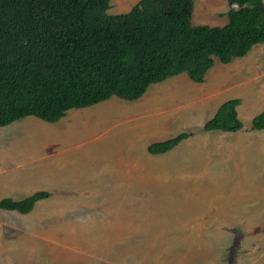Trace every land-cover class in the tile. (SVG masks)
<instances>
[{
	"label": "rangeland",
	"instance_id": "374dc122",
	"mask_svg": "<svg viewBox=\"0 0 264 264\" xmlns=\"http://www.w3.org/2000/svg\"><path fill=\"white\" fill-rule=\"evenodd\" d=\"M138 1L110 0L109 12ZM193 2L194 24H224L236 5ZM216 64L204 82L181 72L150 84L139 101L113 95L73 108L59 119L68 125L33 115L0 125V198L48 192L29 212L0 208V264H264V131H251L252 117L264 109V43ZM233 97L242 126L205 129ZM142 100L151 107L117 117L127 109L112 102L138 107ZM161 120L166 124L157 125ZM163 126L170 135L189 132L190 140L121 166L133 161L126 155L132 146L146 153L165 137ZM87 148L93 151L78 167L89 164L88 175L64 160L67 153L87 157Z\"/></svg>",
	"mask_w": 264,
	"mask_h": 264
},
{
	"label": "trees",
	"instance_id": "16d2710c",
	"mask_svg": "<svg viewBox=\"0 0 264 264\" xmlns=\"http://www.w3.org/2000/svg\"><path fill=\"white\" fill-rule=\"evenodd\" d=\"M224 24H194L193 0H139L109 12L110 0H0V125L33 115L47 121L67 109L112 95L137 99L151 83L186 72L203 81L214 57L223 63L264 43V0H227ZM222 102L205 129L242 126L235 106ZM264 128V109L251 119ZM189 132L154 141L165 152ZM48 195L0 198V208L29 212Z\"/></svg>",
	"mask_w": 264,
	"mask_h": 264
},
{
	"label": "crops",
	"instance_id": "0c3cea01",
	"mask_svg": "<svg viewBox=\"0 0 264 264\" xmlns=\"http://www.w3.org/2000/svg\"><path fill=\"white\" fill-rule=\"evenodd\" d=\"M216 63H221V61L218 59V57H215L214 58V63H213V65L206 71V73H205V77H204V80H205V78H206V75H207V73H208V71H210V69H212V68H214V67H216L218 64H216ZM224 64V63H223ZM220 66V65H219ZM176 75H178V74H176ZM176 75H174V76H176ZM188 79V78H187ZM189 80L191 81V83H199L198 81H194V80H192V79H190L189 78ZM204 80L203 81H200V82H204ZM162 81V80H161ZM216 81V80H215ZM215 81H211L210 82V85H207V89H208V92L207 93H205L206 94V98H209L211 95H212V93L214 92V87H211V85H214V83H215ZM152 84V83H151ZM210 87H211V90H210ZM144 94V93H143ZM146 93L142 96V97H146ZM113 96V95H112ZM112 96H110V97H112ZM116 96V95H115ZM139 97V99L141 98L142 99V97ZM138 99V98H137ZM137 99H133V100H137ZM124 101V100H123ZM137 101H139V100H137ZM104 102V100H102V101H99V102H97V103H94L93 105H97L98 103H99V105L101 104V103H103ZM118 102V103H117ZM112 103H116V105H118L117 106V109L118 108H121V111H124L125 109H127V112H126V117L124 116L125 114H123V113H121L120 114V116H117L118 118H124V119H127V117L129 118V119H132V118H134L137 114L135 113V112H137L138 110H137V108H140L141 106L142 107H144L145 109H149L150 107H151V105L150 106H146V105H143V100L141 101V102H138V104H137V106L138 107H132L131 105L130 106H126L127 105V103H125V104H123L122 105V103L121 102H119V101H115V102H112ZM92 105V104H91ZM92 105V106H93ZM123 106V108H122V106ZM73 108H81V107H72V108H69V109H67V111H69V110H71L72 111V109ZM84 108H86V106H83L81 109H84ZM125 108V109H124ZM67 111L65 112V116L67 115V114H69V113H67ZM73 111H75V110H73ZM110 111H113V110H110ZM64 115L62 116V117H60L59 119H64L63 117H64ZM28 116V115H27ZM180 117V116H179ZM147 118L148 119H150V120H147L148 122H153V124H154V120H153V118H150V114H149V116H147ZM56 120L57 122L56 123H59L61 120ZM104 119H106L105 117H104ZM183 122V124H186V122L185 121H182ZM61 123V125H63L64 123H66L67 124V120H65L64 122L63 121H61L60 122ZM116 122H114V123H112V124H115ZM157 125H164V124H166V121H164V120H161V121H158L157 123H156ZM68 125V124H67ZM170 127L169 126H166V127H162V129H164V130H168V132H167V135L165 136V137H162L161 139H159V140H156V141H162V140H165V139H168V138H171V137H174V136H176L177 134H179V133H181V132H183V131H181V132H179V133H177L176 131L175 132H172L171 134H173V135H170L169 134V132L170 131H172L171 129H169ZM261 129H263V130H261ZM211 130H219V131H224V132H227L228 130H220V129H209L208 131H211ZM251 131H252V133H259V131H264V128H251ZM100 132H98V133H95L94 134V138L99 134ZM190 135H192V134H190ZM190 135H188L187 137H185V138H183V139H181L175 146H173L171 149H173L174 147H176L178 144H181V143H186L185 141L186 140H190V139H188V137L190 136ZM195 143H197V140L196 139H194L193 140ZM152 142H154V141H152ZM151 142V143H152ZM249 144L248 145H246V146H251V142H248ZM150 144V143H149ZM148 144V145H149ZM148 145L147 146H145V149L147 150V152L145 153L144 152V150H143V148H144V146H142L141 147V149L139 150L138 149V147L137 146H130L131 148H129L127 151H126V155H127V157H131L132 159H133V161H126V162H124V163H121V166H128V165H132L133 163L135 164V165H137V162H139V161H146L144 158L145 157H150V156H153V155H155V154H160V153H164V152H160V153H153V152H150L149 150H148ZM54 147H60V148H63V149H65V150H72L73 148H74V146H51V149L52 148H54ZM80 147H82V146H75V148L77 149V148H80ZM87 147V146H86ZM30 148V147H29ZM29 148H27V149H29ZM171 149H169V150H171ZM169 150H167V151H169ZM86 151H87V154H88V156L87 157H81V158H78L79 156H76V155H74V154H71V153H67L66 154V156H65V159L64 160H66V164L67 163H71V165L74 167V169L76 170V172L77 173H85L86 175H88L89 174V164H88V167H86L87 168V170L85 171L84 169H80L79 167H78V165L83 161V159L85 158V159H87L88 160V157L91 155V152L93 151V150H91V149H89V148H87L86 149ZM100 150H99V148L98 149H96V152L98 153ZM167 151H165V152H167ZM46 157V155L43 157V158H45ZM68 167V166H67ZM35 171L36 172H38L36 169H35ZM245 176H246V174H243L242 175V177H243V179H244V181H243V183H245ZM249 176V175H248ZM249 178H250V176H249ZM250 181H251V178H250ZM238 182V180H232V183H237ZM111 194H113V196L114 197H116V194H118L117 192H113V193H111ZM120 194H122V195H127V193H120ZM7 196H9V195H7ZM252 199V198H251ZM138 201V200H137Z\"/></svg>",
	"mask_w": 264,
	"mask_h": 264
},
{
	"label": "clouds",
	"instance_id": "9594fccd",
	"mask_svg": "<svg viewBox=\"0 0 264 264\" xmlns=\"http://www.w3.org/2000/svg\"><path fill=\"white\" fill-rule=\"evenodd\" d=\"M145 93V92H144Z\"/></svg>",
	"mask_w": 264,
	"mask_h": 264
}]
</instances>
